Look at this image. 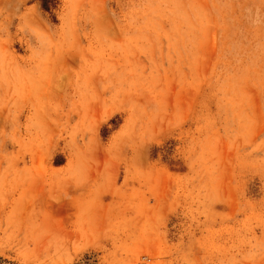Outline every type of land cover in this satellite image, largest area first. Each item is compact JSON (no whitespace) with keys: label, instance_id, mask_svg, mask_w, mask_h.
I'll return each instance as SVG.
<instances>
[{"label":"rangeland","instance_id":"374dc122","mask_svg":"<svg viewBox=\"0 0 264 264\" xmlns=\"http://www.w3.org/2000/svg\"><path fill=\"white\" fill-rule=\"evenodd\" d=\"M0 264H264V0H0Z\"/></svg>","mask_w":264,"mask_h":264}]
</instances>
